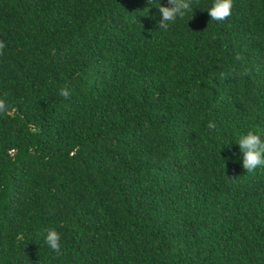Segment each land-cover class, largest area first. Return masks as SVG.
Masks as SVG:
<instances>
[{"label":"trees","instance_id":"16d2710c","mask_svg":"<svg viewBox=\"0 0 264 264\" xmlns=\"http://www.w3.org/2000/svg\"><path fill=\"white\" fill-rule=\"evenodd\" d=\"M159 3L0 0V264H264V0Z\"/></svg>","mask_w":264,"mask_h":264},{"label":"clouds","instance_id":"9594fccd","mask_svg":"<svg viewBox=\"0 0 264 264\" xmlns=\"http://www.w3.org/2000/svg\"><path fill=\"white\" fill-rule=\"evenodd\" d=\"M151 3V0H149ZM194 0H168V4H155L158 6V11L161 19L158 21V28L164 31L169 30L172 24H175L177 19H183L188 13L194 14ZM195 8L199 5V0H195ZM234 0H213L208 11L211 20L224 21L232 15ZM203 9V8H202ZM193 17V15H192ZM192 19V18H191ZM6 44L0 40V56L4 54ZM239 57H237L238 59ZM59 95L68 98L70 92L66 88L59 91ZM9 107L5 100L0 99V114H7ZM216 123L209 121L208 128L215 130ZM237 143L243 153V168L248 173H255L258 168L264 167V138L254 131H248L239 137ZM44 243L52 249L56 254H61V234L55 229H48L44 236Z\"/></svg>","mask_w":264,"mask_h":264}]
</instances>
